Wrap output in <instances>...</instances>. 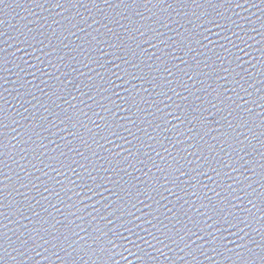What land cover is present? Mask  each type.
<instances>
[{
  "label": "water",
  "instance_id": "1",
  "mask_svg": "<svg viewBox=\"0 0 264 264\" xmlns=\"http://www.w3.org/2000/svg\"><path fill=\"white\" fill-rule=\"evenodd\" d=\"M0 264H264V0L0 4Z\"/></svg>",
  "mask_w": 264,
  "mask_h": 264
},
{
  "label": "snow or ice",
  "instance_id": "2",
  "mask_svg": "<svg viewBox=\"0 0 264 264\" xmlns=\"http://www.w3.org/2000/svg\"><path fill=\"white\" fill-rule=\"evenodd\" d=\"M5 2V0H0V4H3Z\"/></svg>",
  "mask_w": 264,
  "mask_h": 264
}]
</instances>
